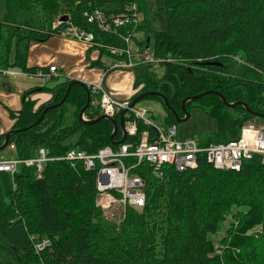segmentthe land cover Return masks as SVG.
Masks as SVG:
<instances>
[{"label": "trees", "instance_id": "16d2710c", "mask_svg": "<svg viewBox=\"0 0 264 264\" xmlns=\"http://www.w3.org/2000/svg\"><path fill=\"white\" fill-rule=\"evenodd\" d=\"M132 1L145 10L142 0H0V69L47 72L45 67L28 65V52L31 43L45 42L57 34L53 21L60 14L92 32V47L115 59L99 44L125 46L124 36L133 28L104 30L88 22L84 13L97 7L120 13ZM163 9L166 26L154 31L151 48L156 56L174 60L162 61V75L150 64L139 65L142 70L133 76V86L139 90L132 100L140 93L158 90L181 117L182 101L207 90L221 92L229 102L245 101L242 89L235 95L227 91L232 73L221 77L216 70L227 67L225 57L239 54L264 73V0H163ZM141 21L137 29L148 33L150 17L145 15ZM138 45L141 49L150 46V38L141 39ZM255 84L257 94L248 105L264 113V79ZM42 88L54 94L48 104L59 102L68 88L69 92L62 104L48 109L35 124L48 104L36 106L30 97L38 87L22 91L20 109L10 110L14 132L5 147L14 148L15 157H34L40 147L49 157H58L70 148L95 153L105 145H118L111 141V120L80 119L83 108L88 120L102 114L101 105L95 102L99 93L85 82L61 78L56 87ZM146 97L162 102L165 124L177 123L158 94ZM189 106L201 107L218 120L217 131L203 143L238 138L242 125L255 118L264 122L241 104L226 105L216 93L185 101L186 110ZM114 117L119 121V114ZM144 128L153 131L140 121L137 135L126 141L137 143ZM5 135L0 134V146ZM121 138L118 129L114 139ZM131 172L145 180V204L127 206L124 219L115 224L96 206V173L81 162L72 165L66 159H50L40 176L35 166L25 164L13 174L0 171V252L11 257V264H264V164L260 155L244 159L238 171L215 169L201 158L194 168L165 167L162 176L152 173L147 161ZM228 217L220 238L226 247L219 254L210 234L218 232ZM259 225L260 234L249 233ZM44 237L51 245L35 252L34 241Z\"/></svg>", "mask_w": 264, "mask_h": 264}, {"label": "built area", "instance_id": "2783aa9c", "mask_svg": "<svg viewBox=\"0 0 264 264\" xmlns=\"http://www.w3.org/2000/svg\"><path fill=\"white\" fill-rule=\"evenodd\" d=\"M130 3L126 10L120 13H107L97 7L84 14L88 22L97 23L101 29L111 31L122 26H130L133 31L137 28L140 17L137 3L135 1ZM62 15L65 14L58 15L53 21V28L58 34L93 44L94 34L92 32L73 24L69 15L67 20H63ZM130 35L131 33L124 36L125 46L99 44L106 46L110 53L115 55L113 67H136L143 63L157 68L162 61L174 60L171 57L156 56L150 46L142 49L134 48L130 41ZM229 57L238 63L242 62V56L239 54L229 55ZM55 70L54 65L49 66V73ZM0 71L8 74H17L18 72L13 68H2ZM36 74L47 76V73L41 69ZM88 86L94 93H99L100 96L96 102L101 105L103 114L114 117L127 108L124 114V119L125 116L128 117V120L124 121L126 138L137 135L140 121L151 126L153 131L144 128L137 143H131L125 139L116 146L105 145L95 153L70 148L62 156L49 157L45 148L40 147L34 157H0V171L13 174L20 164H25L26 166H35L38 176H40L44 163L50 159H66L72 165L81 162L85 169L96 173V206L101 210L105 219L118 224L124 219L127 206L141 208L145 204V180L131 172V169L141 162L147 161L153 170L152 173L157 176L163 175L165 167H174L180 171L194 168L201 158L212 164L215 169L220 170L238 171L241 169L242 161L251 158L254 154L260 155L261 162L264 164V125L248 121L242 125L238 138L225 142L203 143V140L193 136L181 139L178 137L177 124H165L160 127L146 116L148 109L144 106H136V104L130 106L131 100L115 101L102 88L101 82ZM260 232L261 226L259 225L249 233L260 234ZM50 245L51 240L44 237L34 241V250L39 252ZM224 246L226 247V244L219 243L216 252L221 254Z\"/></svg>", "mask_w": 264, "mask_h": 264}, {"label": "rangeland", "instance_id": "374dc122", "mask_svg": "<svg viewBox=\"0 0 264 264\" xmlns=\"http://www.w3.org/2000/svg\"><path fill=\"white\" fill-rule=\"evenodd\" d=\"M142 1L145 10L141 11V9H138L140 17L138 21L140 24L145 15L150 17V31L147 33L145 29L136 28L131 32L130 41L134 48L138 44V41H141V39L145 40L147 37L150 38L151 47L154 43V31L164 29L166 26L163 0ZM62 39H68L71 41L73 40L75 42L68 43ZM46 42L38 43L43 44ZM49 43H51L49 45L54 43L56 44L51 47L49 46L51 48L52 59L54 60L49 63V65L53 64L56 66V68H58V70L55 72V76L52 77V79H46L48 80L46 87H56L60 82V79H56V77L60 75V77L73 78L85 82L87 85L101 82L102 88L117 102L125 101L134 97V92L132 89L134 80L133 76L142 70L140 66H109L112 62V57L109 54H101L99 47H92V43L78 40L70 36H54V40ZM136 47L140 46L137 45ZM98 56H100V62H98ZM225 59L227 62V67H220L218 70H216V72H218L219 76L221 77H225L228 74V71L229 73H232V79L230 82L231 84L227 91L235 95L240 91V89H242L244 98H246L245 102H253L257 94L255 82L264 79V73L250 66L246 61H244L243 58H241V63H238L232 57H225ZM105 66L109 67L105 69ZM154 69L159 75L164 73L162 66ZM50 95H54L53 92L49 89L42 88L41 85H39L38 89L33 93V96L37 98L36 101L39 104L47 102L46 96ZM136 106H144L147 108L148 112L146 113V116L154 124L160 127L165 125L164 116L166 114V109L160 100L146 97L140 99L136 103ZM187 111L189 117L184 119V117L180 116L181 120L177 121L176 123L179 138L182 139L193 136L200 138V140H204L211 137L217 131L218 120L215 117L210 116L203 108L198 106H189ZM250 121L256 123L257 125H264V122L260 121L258 118ZM15 156L16 150L10 146L0 150L1 158H11ZM229 221L230 218L228 217L218 232L210 234V238L213 240L215 246L219 245L221 240L220 238L224 236ZM11 260V257L5 251L0 252L1 264H11Z\"/></svg>", "mask_w": 264, "mask_h": 264}, {"label": "crops", "instance_id": "0c3cea01", "mask_svg": "<svg viewBox=\"0 0 264 264\" xmlns=\"http://www.w3.org/2000/svg\"><path fill=\"white\" fill-rule=\"evenodd\" d=\"M54 36L59 37L62 35L57 33L51 36L47 40V42L45 41L46 43H43V44L38 43V42L31 43L29 52H28V65L37 66V67H45L49 69V66H50L49 63L54 61L51 56L50 47L53 45H56L55 43L52 45H49L51 44L49 42H52V40H54ZM62 40H65L68 43L75 42L73 40L71 41L68 39H62ZM98 59L100 60V56H98ZM113 61H114V58L112 57V62H111V65L109 66H112ZM109 66H105V69H107ZM13 69L18 71L17 74L2 73L0 71V134L7 133L10 129H12V126L14 124L13 122L15 121V119L11 117L10 110L17 111L20 109L21 107V95L20 94L22 93V91L27 88H31V87H39V85H41L42 87L43 86L46 87V85L48 84V80L46 79L47 78L52 79V77L55 76L54 75L55 72H57L58 70V68H56L55 71H52L50 73H49V70H47L46 73L48 76L42 78L43 76L39 77L40 75H37L36 73L23 72L19 70V68L18 69L13 68ZM61 78H66V77H60V75L56 77V79H61ZM132 89H133L134 95L139 90V88H134L133 84H132ZM33 93L31 94L30 97L32 99L37 100V98L33 96ZM52 98H53V95L46 96L47 102L39 104L36 101V106H40L42 104H48L49 102L52 101ZM127 100H132V98L127 99Z\"/></svg>", "mask_w": 264, "mask_h": 264}, {"label": "water", "instance_id": "95a60500", "mask_svg": "<svg viewBox=\"0 0 264 264\" xmlns=\"http://www.w3.org/2000/svg\"><path fill=\"white\" fill-rule=\"evenodd\" d=\"M62 19H63V20H67V19H68V15H66V14H65V15H62ZM78 81H79V80H76V82H78ZM68 92H69V88L67 89L65 95L63 96V98H62L59 102H57V103H50V104L46 105V107H45V108L43 109V111L41 112L39 118H38L37 121H35L34 123L37 124L39 121H41V119L43 118L44 114L46 113V111H47L48 109H50V108H54V107H57V106H59L60 104H62V103L64 102L65 98L67 97ZM205 93H216L217 95H219V96L221 97V99L224 101V103H225L226 105H228V106H234V105H236V104H241V105H243L248 111H250L252 114L264 118V113H263V112L254 111L253 109H251V108L249 107L248 103L245 102V101L237 100V101H234V102H229V101L226 100V97H225L221 92L216 91V90H207V91H204V92H201V93L197 94L196 96L187 97V98H185V99L182 101V109H183V112H184V115H185L184 119H187V118L189 117V116H188V115H189V114H188V111H187L186 108H185V101H187V100H189V99H195V98H197V97H199V96H201L202 94H205ZM157 94H158V96H160V97L163 99L164 103H165L170 109H172V111H173V113H174L176 119H177L178 121H180L181 119H180L179 114H178V113L176 112V110H175V109L169 104V102H168L167 98L165 97V95H164L163 93L159 92L158 90H157V91H146V92L140 93L139 95H137V96L131 101L130 106L136 104L140 99H142V98L145 97V96H148V95H157ZM89 100H90V97H89V93H88V99H87V102H88V103H89ZM130 106H129V107H130ZM83 111H84V108L82 109V111H81V113H80V119H81V120L88 121V122H89V121H90V122H95V121L99 120L100 118H108L109 120L112 121V123H113V132H111V133H112V134H111V141H112V142L120 143V142H123V141L126 139V134H127V133H126V130H125V125H124V121H125V119H124V114H125V112L127 111V108H126V109H123V110L120 112V114H119V118H118L119 121L116 120L115 117H112V116H109V115H106V114H103V113H102L101 115H99L98 117L94 118V119H90V120H88V119L84 118V116H83ZM118 129H120V130L122 131V138H121L120 140L117 141V140L114 139V135H115V133L118 132ZM12 132H14V130H13V129H10V130L6 133V135H5V140H4L3 144L0 146V150L4 149V148L6 147V145H8V138H9L8 136H9Z\"/></svg>", "mask_w": 264, "mask_h": 264}, {"label": "flooded vegetation", "instance_id": "af4514ba", "mask_svg": "<svg viewBox=\"0 0 264 264\" xmlns=\"http://www.w3.org/2000/svg\"><path fill=\"white\" fill-rule=\"evenodd\" d=\"M183 117V116H182Z\"/></svg>", "mask_w": 264, "mask_h": 264}]
</instances>
